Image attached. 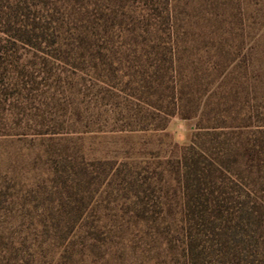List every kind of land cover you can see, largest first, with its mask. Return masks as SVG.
Returning a JSON list of instances; mask_svg holds the SVG:
<instances>
[{
  "label": "trees",
  "instance_id": "trees-1",
  "mask_svg": "<svg viewBox=\"0 0 264 264\" xmlns=\"http://www.w3.org/2000/svg\"><path fill=\"white\" fill-rule=\"evenodd\" d=\"M248 25H264V0H0V135L47 143L63 163L49 178L74 173L89 202L103 186L139 199L146 264H264V129L231 70ZM176 117L196 121L188 144L169 132ZM102 134L160 144H141L139 162L91 159L84 141ZM87 202L61 239L76 230L94 247L124 229L115 214L83 219Z\"/></svg>",
  "mask_w": 264,
  "mask_h": 264
},
{
  "label": "rangeland",
  "instance_id": "rangeland-1",
  "mask_svg": "<svg viewBox=\"0 0 264 264\" xmlns=\"http://www.w3.org/2000/svg\"><path fill=\"white\" fill-rule=\"evenodd\" d=\"M244 34L242 54L231 66L232 77L237 82L234 94L239 107L246 105L252 109L250 123L254 129H264V25L254 30L248 25L244 27ZM256 35L261 38L258 49H255ZM257 58L258 65L254 63ZM196 127V121L176 117L170 123L169 132L177 143L188 144L197 131ZM158 139L102 134L88 136L84 143L91 159L139 162L150 155V150L140 148L141 144L147 143L154 151L159 147ZM40 143L32 135L21 139L14 135H0V264H146L145 257H152L154 252L150 242L139 236V225L136 224L139 221V199L132 205V199L121 198L124 195L121 191L120 199L113 201L116 191L111 195L103 186L89 202L90 190L77 185L74 173L66 174L69 178L65 180L52 181L49 178L51 168L61 169L63 163L55 166L54 162L61 161L60 157L43 154ZM100 200L107 201L98 204ZM109 200L112 206L118 203L116 211H108ZM81 201L89 203L83 219L107 221L115 214L114 218L127 221L124 229L107 232L94 247H91L92 238L76 230L67 239H61L65 220L78 216L71 209Z\"/></svg>",
  "mask_w": 264,
  "mask_h": 264
}]
</instances>
